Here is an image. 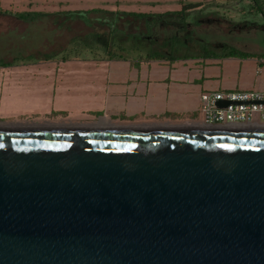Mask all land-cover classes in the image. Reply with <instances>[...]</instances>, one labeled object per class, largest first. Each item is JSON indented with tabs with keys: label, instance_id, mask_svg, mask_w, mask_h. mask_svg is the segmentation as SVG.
I'll return each instance as SVG.
<instances>
[{
	"label": "water",
	"instance_id": "obj_1",
	"mask_svg": "<svg viewBox=\"0 0 264 264\" xmlns=\"http://www.w3.org/2000/svg\"><path fill=\"white\" fill-rule=\"evenodd\" d=\"M0 264H264V129L0 125Z\"/></svg>",
	"mask_w": 264,
	"mask_h": 264
},
{
	"label": "crops",
	"instance_id": "obj_2",
	"mask_svg": "<svg viewBox=\"0 0 264 264\" xmlns=\"http://www.w3.org/2000/svg\"><path fill=\"white\" fill-rule=\"evenodd\" d=\"M202 7L188 13L199 12ZM87 17L110 30L111 13ZM82 18L77 15L68 23L84 22ZM63 19L67 17L53 12L39 16L37 21ZM118 20L133 28L130 21L139 19L120 15ZM165 26L177 28L173 24ZM112 27L118 29L120 24ZM186 28L183 32L187 37L192 32ZM258 29L264 31V24ZM146 51L140 54L131 48L129 53L136 55L127 56L120 48L122 54L114 59L107 55L96 59L54 58L0 71V114H65L87 121L88 125L83 126L101 124L104 128H198L203 123V94L264 92V58L199 55L148 60L144 58Z\"/></svg>",
	"mask_w": 264,
	"mask_h": 264
},
{
	"label": "rangeland",
	"instance_id": "obj_3",
	"mask_svg": "<svg viewBox=\"0 0 264 264\" xmlns=\"http://www.w3.org/2000/svg\"><path fill=\"white\" fill-rule=\"evenodd\" d=\"M191 4H202L203 7L199 12L185 15V26L189 28L191 25L188 29L192 32L190 39L185 32L160 24L146 36L148 31L142 20H127L133 22V28L128 27L129 23L118 20L120 15L124 17L129 13L157 18L179 12L184 5ZM253 7L255 5L251 0H0L3 10L39 16L56 12L67 17L54 22L39 21L41 24L36 20L35 24L28 25L0 15V71H8L22 63L54 58L96 59L107 53L117 54L120 48H135L140 52L147 48L144 54L157 53L174 58L218 55L227 47L263 55L264 31L258 28L264 20L261 15L251 12ZM93 13H111L110 30L91 22L87 15ZM77 15L84 17L82 20L85 23H68ZM112 24H120V28H113ZM53 25L57 26L54 28ZM0 125L84 127L88 123L65 114L24 113L0 114Z\"/></svg>",
	"mask_w": 264,
	"mask_h": 264
},
{
	"label": "built area",
	"instance_id": "obj_4",
	"mask_svg": "<svg viewBox=\"0 0 264 264\" xmlns=\"http://www.w3.org/2000/svg\"><path fill=\"white\" fill-rule=\"evenodd\" d=\"M201 101L202 128L264 129V92L205 93ZM220 101L230 104L220 109Z\"/></svg>",
	"mask_w": 264,
	"mask_h": 264
},
{
	"label": "trees",
	"instance_id": "obj_5",
	"mask_svg": "<svg viewBox=\"0 0 264 264\" xmlns=\"http://www.w3.org/2000/svg\"><path fill=\"white\" fill-rule=\"evenodd\" d=\"M251 2L255 5V7H253L254 10L251 11V12L255 13L256 15L257 14L261 15L263 17V20H264V0H251ZM199 6H201V4L184 5L179 12L168 13V14H165V15H162V16H158L157 18L149 17L148 15H145V14H136V13H129L126 16L135 17V18H137L139 20H142V21L146 20L147 22H146L145 26H146V29L148 31V34L146 36H148L149 33L153 32L152 30H153V28H155V26L157 24H160V25L173 24V25H176L178 30L186 31L187 28L185 26V15L189 11H192V10H195V9L199 8ZM0 15L1 16H8V17H11V18H13L15 20H18L20 22H26V23L35 22L38 19V17H39L38 14H33V15H31V14H21L19 11L13 12V11H10V10H3L2 8H0ZM187 37H189V39H190L191 35L187 36ZM123 51L125 53L126 52L129 53L130 49L129 50L128 49H123ZM118 53H119V50H118ZM118 53L117 54H115V53L114 54L113 53H107L106 55H107V57L109 59H114V58H118L117 56H119V54H121V53H119V54ZM151 54H153V53L145 54L146 56L144 58L148 59V60L174 58V57H167V56H165L163 54H157V53H155L154 55H151ZM210 56L216 57V58H252V57L264 58V54L255 56V55H252L250 53L242 52V51H239L237 49L230 48V47L224 48L222 50L221 54L210 55ZM2 66H8V65H2Z\"/></svg>",
	"mask_w": 264,
	"mask_h": 264
},
{
	"label": "flooded vegetation",
	"instance_id": "obj_6",
	"mask_svg": "<svg viewBox=\"0 0 264 264\" xmlns=\"http://www.w3.org/2000/svg\"><path fill=\"white\" fill-rule=\"evenodd\" d=\"M95 126H101V124H96ZM108 126H110L109 124H108ZM107 128H113V126H110V127H107ZM243 129H248V128H243Z\"/></svg>",
	"mask_w": 264,
	"mask_h": 264
},
{
	"label": "bare ground",
	"instance_id": "obj_7",
	"mask_svg": "<svg viewBox=\"0 0 264 264\" xmlns=\"http://www.w3.org/2000/svg\"><path fill=\"white\" fill-rule=\"evenodd\" d=\"M91 126H95V125H91ZM74 127H75V126H74ZM86 127H88V126H86ZM99 127H100V126H99ZM32 128H34V127H32ZM46 128H47V127H46ZM101 128H104V127H101ZM198 128H201V127H198ZM198 128H197V129H198Z\"/></svg>",
	"mask_w": 264,
	"mask_h": 264
}]
</instances>
